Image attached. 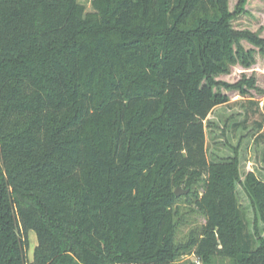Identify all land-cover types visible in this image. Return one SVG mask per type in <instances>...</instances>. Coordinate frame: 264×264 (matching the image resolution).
Instances as JSON below:
<instances>
[{"label": "trees", "instance_id": "obj_1", "mask_svg": "<svg viewBox=\"0 0 264 264\" xmlns=\"http://www.w3.org/2000/svg\"><path fill=\"white\" fill-rule=\"evenodd\" d=\"M92 7L0 0V264H28L31 231L32 264H264L237 165H210L205 149L227 103L215 78L242 36L230 0ZM209 166L206 224L184 245L175 188ZM244 186L264 223V183Z\"/></svg>", "mask_w": 264, "mask_h": 264}, {"label": "rangeland", "instance_id": "obj_2", "mask_svg": "<svg viewBox=\"0 0 264 264\" xmlns=\"http://www.w3.org/2000/svg\"><path fill=\"white\" fill-rule=\"evenodd\" d=\"M78 2L85 6L87 13L94 11L93 0ZM240 2L230 0V9L234 14L231 15L232 29L242 36L234 46L229 72L215 78L220 83L218 91L227 103L217 106L208 116L205 149L210 165H237L240 183L236 184L235 195L249 232L258 241L259 237L264 238V223L259 220L256 205L244 184L250 174L264 183V0H246L244 6ZM209 172L210 166L199 171V181L190 188L186 183L178 187L189 191L180 197L175 217L179 222L177 240L184 245L193 235L199 237L206 224V216L196 202L203 200ZM37 245V235L31 231L28 264L34 261ZM178 264L202 263L194 254L187 253ZM216 264H230V261L218 258Z\"/></svg>", "mask_w": 264, "mask_h": 264}, {"label": "water", "instance_id": "obj_3", "mask_svg": "<svg viewBox=\"0 0 264 264\" xmlns=\"http://www.w3.org/2000/svg\"><path fill=\"white\" fill-rule=\"evenodd\" d=\"M188 193H189L188 190H183V189H180V188L176 189V191H175V194H176L177 197H181L183 195H187Z\"/></svg>", "mask_w": 264, "mask_h": 264}]
</instances>
